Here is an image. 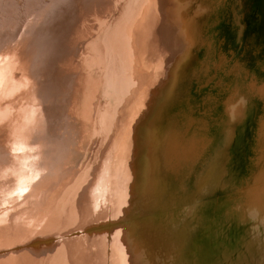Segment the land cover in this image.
<instances>
[{"label":"rangeland","instance_id":"obj_1","mask_svg":"<svg viewBox=\"0 0 264 264\" xmlns=\"http://www.w3.org/2000/svg\"><path fill=\"white\" fill-rule=\"evenodd\" d=\"M184 1L176 0L150 91L160 88L168 67L176 88L168 109L161 111V95L147 105L145 116L158 119L148 148L123 134V126L113 131L133 94L120 96L110 85L96 89L89 102L75 101L77 116L66 129L61 118L52 122L60 135L71 131L64 134L69 141L39 140L42 107H32L29 89L9 95L5 105L18 109L26 97L25 108L0 112L16 123L0 143L34 150L35 165L51 160L34 156L49 147L55 168L41 193L53 195L69 183L64 188L81 199L70 207L55 201L59 207L16 221L3 229L1 243L8 233L48 238L50 252L66 253L76 264H264V0ZM151 4L139 0L111 29L123 32L130 21L125 30H131L141 15L159 11H150ZM124 50L128 66L132 57L138 62L135 49L124 44ZM98 76L89 72L88 78Z\"/></svg>","mask_w":264,"mask_h":264},{"label":"bare ground","instance_id":"obj_2","mask_svg":"<svg viewBox=\"0 0 264 264\" xmlns=\"http://www.w3.org/2000/svg\"><path fill=\"white\" fill-rule=\"evenodd\" d=\"M123 2V6L116 3L110 7L109 0L102 5H99V0H0V105L3 106L0 112L15 109L21 113L20 110L25 108L26 97L18 109L14 102L11 106L4 103L10 94H22L29 89L27 98L30 104L32 107L41 106L43 110L37 120L38 139L56 137L69 141L70 138L64 137V134L71 131H63V135H60L54 132L52 122L61 118L66 122L61 128L66 129L68 122H71L70 117L77 116L72 111L74 102L86 99L89 102V97L95 95L96 89L110 85L119 90L120 96L129 95L130 98L133 94L128 102L131 103L130 108L113 131L123 126V134L141 148H148L154 139L158 119L151 120L145 116L147 105L161 95V111L168 109L171 101L168 102L167 97H171L173 88H176L173 70L168 67L165 77L161 78L160 88L156 87L155 92L150 91L160 75L158 57L164 47L161 43L172 31V13L177 2L152 0L150 11L160 7L159 11L141 15L137 26L133 23L131 30H125L131 23L124 21L123 32H115L111 29L112 25L122 12L125 15L132 7L135 8L139 0ZM181 3L185 1L181 0ZM262 18L264 20V14ZM96 28L101 29L98 34L95 33ZM106 39L108 42L105 45ZM124 44L129 51L135 49L138 59L135 63L132 57L130 67L128 60L131 57L124 50ZM113 51L117 54L111 55ZM89 72L99 76L88 78ZM139 96L140 102L137 100ZM87 105H81L85 116H89L85 108ZM9 124L16 125L15 120L6 121L0 117V136L12 135ZM17 124H20L19 121ZM3 144L0 143V234L3 229L12 230L16 221L29 217L31 213L58 206L55 201L67 207L80 201L78 192L64 188L73 186L69 183L53 195L46 196L47 190L45 194L41 193V182L45 183L47 176L51 178L48 172L55 168L49 147L40 148L38 155L34 153V156L51 160L35 165L30 160L33 155L31 151L34 150L24 146L5 147ZM155 155L154 151L151 158L156 159ZM37 204H41L40 210L39 206L30 209ZM8 234L10 237L7 235L4 243L0 241V264H76L66 253L57 255V251L50 252L44 241L48 238L39 239L32 234L21 238L16 233Z\"/></svg>","mask_w":264,"mask_h":264}]
</instances>
